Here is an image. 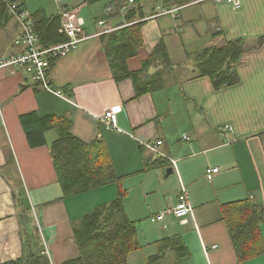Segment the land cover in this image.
<instances>
[{
	"label": "crops",
	"instance_id": "obj_1",
	"mask_svg": "<svg viewBox=\"0 0 264 264\" xmlns=\"http://www.w3.org/2000/svg\"><path fill=\"white\" fill-rule=\"evenodd\" d=\"M22 1L32 14L41 9V35L35 28L40 46L62 41L51 30L56 25L60 33L64 8H79L87 37L51 62V84L61 96L41 88L21 71L0 69V263L22 252L23 224L15 201L21 184L52 264L78 255L73 221L102 197L114 195L111 183L99 188L102 191L63 197L50 155L56 130L45 132V144L31 147L20 123L21 114L35 111L67 118L70 131L84 141L101 140L116 173L127 175V193L140 189L141 198L161 192V201L148 209L144 225L138 227L141 247L129 254L128 264H144L161 252L157 241L171 236L182 240L185 254L166 250L155 264H264V252L238 260L222 218L223 205L241 199H251L264 215V0H239L237 8L224 0H194L169 8L173 9L169 13L159 12L165 8L161 2L144 5L137 0L144 15L135 17L144 20L143 45L126 60L127 67L141 69L161 38L173 67L165 74V86L138 96L130 78L115 79L104 50L105 34L127 24L125 13L134 0ZM154 6L159 11L150 14ZM33 18L35 27L37 17ZM19 34L15 19L0 10V57L19 49L14 44ZM238 38L243 45L234 83L216 87L210 76H199L197 55L204 48L221 47ZM161 67L150 65L147 72ZM117 104L122 107L116 114L117 128L104 129L99 118ZM225 125L232 130L221 133ZM183 134L189 139L183 140ZM157 140L161 144L155 150L145 146ZM160 157L166 160L163 166L144 170ZM214 166L219 170L208 180L205 170ZM166 167L173 172L164 177ZM145 185L147 190L142 189ZM183 187L191 206L188 215L180 220L168 213L162 221H152L155 214L177 204ZM132 214L127 215L136 219ZM261 228L264 239V220Z\"/></svg>",
	"mask_w": 264,
	"mask_h": 264
},
{
	"label": "trees",
	"instance_id": "obj_2",
	"mask_svg": "<svg viewBox=\"0 0 264 264\" xmlns=\"http://www.w3.org/2000/svg\"><path fill=\"white\" fill-rule=\"evenodd\" d=\"M18 1L19 8H25L24 2ZM86 1L92 3L97 0ZM192 1L194 0H143L141 4L161 2L165 7L162 9H169ZM141 4L134 0L133 5L127 7L125 13L127 24L104 36V50L115 79L130 78L136 96L165 86V74H169V70L173 69L164 38L157 42L147 59L142 62L141 69L131 71L127 67L126 60L135 56L143 45L140 29L144 20H139L144 18ZM0 10H5L7 13L3 0H0ZM40 10L32 14L37 17V27L35 26L37 30L38 20L43 18ZM158 11L159 9L154 6L150 14ZM136 16L139 18H135ZM54 18L53 16L52 19ZM55 27L56 25L51 32L56 37L60 36L63 41L65 36L63 33H56ZM242 45L243 40L238 38L228 41L221 47L204 48L197 55L199 76H210L216 87L234 83L236 81L234 69L240 59ZM155 64H160L162 67L153 73H148V67ZM19 119L31 147L45 144V132L51 128L56 130L57 136L50 145V155L63 197L81 194L113 182L120 187L119 181L122 177L116 173L109 151L101 140L84 141L78 138L70 131V121L64 117L52 114L40 115L31 111L21 114ZM165 162L163 158H157L147 163L144 170L161 167ZM22 187L21 184L15 199L20 208L23 224L20 232L22 252L19 257L0 264H52L43 253L41 237L29 215L30 204ZM124 195L125 190L119 188L114 199L95 206L73 221L72 230L78 255L62 264H128L129 254L140 248L141 244L137 240L139 220L128 217L123 202ZM222 218L227 225L239 261L264 252L261 228L264 215L261 207L255 202L251 199H241L225 203L222 208ZM157 244L161 252L149 256L144 264H155L166 250H178L183 254L186 252L184 250L186 247L178 236L160 239Z\"/></svg>",
	"mask_w": 264,
	"mask_h": 264
},
{
	"label": "built area",
	"instance_id": "obj_3",
	"mask_svg": "<svg viewBox=\"0 0 264 264\" xmlns=\"http://www.w3.org/2000/svg\"><path fill=\"white\" fill-rule=\"evenodd\" d=\"M6 4L7 13L15 19L20 28L19 36L14 39V44L19 49L11 55L0 57V69L11 68L21 71L29 79L37 83L41 88L51 91L57 95H62V92L55 89L49 77V69L51 62L59 57L67 55L70 51L75 49L78 44L87 37L84 30V20L79 15V8H64L60 10L61 26L59 31L63 33L65 39L61 42L54 43L49 46L42 47L39 45L38 34L34 27V18L32 13L27 8H19L18 0H3ZM60 1V0H57ZM130 2L132 0H129ZM222 1V0H215ZM232 4L235 8L240 6L239 0H224ZM110 7L107 8L109 12ZM173 9H161L160 13H169ZM103 23V21H99ZM121 105L117 104L105 109L99 121L102 122L104 129L117 128L116 114L121 110ZM221 133L227 130H232L230 125H225L220 129ZM100 136V133L98 134ZM183 140H188L189 137L185 134L182 135ZM161 144V140H157L154 144L149 142L145 143L152 149H156ZM219 168L217 166L208 167L205 170V177L210 180L214 173H217ZM191 211V206L188 203V192L183 187L178 196V202L173 207L160 211L152 217V221H162L165 214H172L174 217L182 220ZM43 253L50 259V253L47 247L44 246Z\"/></svg>",
	"mask_w": 264,
	"mask_h": 264
},
{
	"label": "rangeland",
	"instance_id": "obj_4",
	"mask_svg": "<svg viewBox=\"0 0 264 264\" xmlns=\"http://www.w3.org/2000/svg\"><path fill=\"white\" fill-rule=\"evenodd\" d=\"M113 183H114V184H112L113 185V189H114L113 197L111 199H106V197H102V199H99L98 203L95 206H97L99 204H102L104 202H109L112 199H114L117 196V194H118V189L121 188L122 190H125V195H124V198H123V202H124V206H125L127 214H128V211L129 212L133 211L132 216L134 218H136V219H133V220H139L138 227L144 225L145 220H146V217H145L146 216V212L148 211V209H150L152 207H156L157 204L161 201V199H159L160 195H161V192L157 191L153 196H150L148 194H142L143 199H141L142 197L139 198L140 189H136V190H134V191H132L130 193H127V188H128L127 175H125V177L123 176L122 179L119 181L120 187H118V184L116 182H113ZM103 187L104 186L99 187V188L104 189ZM99 188H97L98 190H96V191H102ZM142 189L143 190H147L146 185L143 186Z\"/></svg>",
	"mask_w": 264,
	"mask_h": 264
},
{
	"label": "water",
	"instance_id": "obj_5",
	"mask_svg": "<svg viewBox=\"0 0 264 264\" xmlns=\"http://www.w3.org/2000/svg\"><path fill=\"white\" fill-rule=\"evenodd\" d=\"M173 172V168L172 167H166V172L164 177H167L169 174H171Z\"/></svg>",
	"mask_w": 264,
	"mask_h": 264
},
{
	"label": "bare ground",
	"instance_id": "obj_6",
	"mask_svg": "<svg viewBox=\"0 0 264 264\" xmlns=\"http://www.w3.org/2000/svg\"><path fill=\"white\" fill-rule=\"evenodd\" d=\"M36 220V219H35ZM72 220V219H71Z\"/></svg>",
	"mask_w": 264,
	"mask_h": 264
}]
</instances>
